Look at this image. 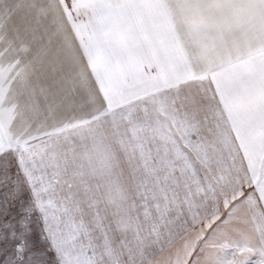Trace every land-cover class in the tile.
Masks as SVG:
<instances>
[{
  "label": "snow or ice",
  "instance_id": "obj_1",
  "mask_svg": "<svg viewBox=\"0 0 264 264\" xmlns=\"http://www.w3.org/2000/svg\"><path fill=\"white\" fill-rule=\"evenodd\" d=\"M0 264H264V0H0Z\"/></svg>",
  "mask_w": 264,
  "mask_h": 264
}]
</instances>
